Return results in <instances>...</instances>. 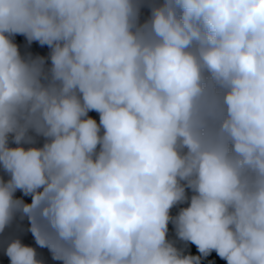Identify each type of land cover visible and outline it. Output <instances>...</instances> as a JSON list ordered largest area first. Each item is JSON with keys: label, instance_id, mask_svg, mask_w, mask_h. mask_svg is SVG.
I'll list each match as a JSON object with an SVG mask.
<instances>
[{"label": "clouds", "instance_id": "obj_1", "mask_svg": "<svg viewBox=\"0 0 264 264\" xmlns=\"http://www.w3.org/2000/svg\"><path fill=\"white\" fill-rule=\"evenodd\" d=\"M217 259L264 264V0H0V264Z\"/></svg>", "mask_w": 264, "mask_h": 264}, {"label": "trees", "instance_id": "obj_2", "mask_svg": "<svg viewBox=\"0 0 264 264\" xmlns=\"http://www.w3.org/2000/svg\"><path fill=\"white\" fill-rule=\"evenodd\" d=\"M16 41H17V43H19L20 46H21V52H22V54H24V53L30 51V52H32V53H34V54L39 53V54H44V55H46L47 52L49 51V50L47 49V47L41 49V48H40L37 44H35V43H34L31 47H28V46H27V42L24 40L23 37H17V38H16ZM91 115H93L94 118H97V119H98V114H96V113H91ZM173 214H175V210H174ZM25 226H26V222H25ZM23 239H24V242H25L26 244L34 245V241H33L32 237H31V234H30V233L25 234V235L23 236ZM40 251H42L43 255H44L45 257H47L48 254H47V251H46V250H40ZM217 264H224V262H223V261H219V260L217 259Z\"/></svg>", "mask_w": 264, "mask_h": 264}]
</instances>
